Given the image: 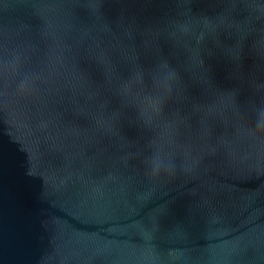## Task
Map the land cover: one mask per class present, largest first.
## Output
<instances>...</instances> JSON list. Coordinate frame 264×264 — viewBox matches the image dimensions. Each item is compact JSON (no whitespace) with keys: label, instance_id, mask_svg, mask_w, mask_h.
Returning <instances> with one entry per match:
<instances>
[{"label":"water","instance_id":"water-1","mask_svg":"<svg viewBox=\"0 0 264 264\" xmlns=\"http://www.w3.org/2000/svg\"><path fill=\"white\" fill-rule=\"evenodd\" d=\"M0 264H264V0H0Z\"/></svg>","mask_w":264,"mask_h":264}]
</instances>
